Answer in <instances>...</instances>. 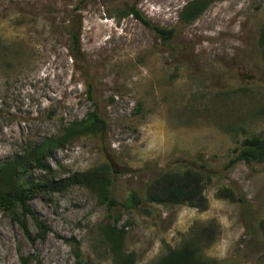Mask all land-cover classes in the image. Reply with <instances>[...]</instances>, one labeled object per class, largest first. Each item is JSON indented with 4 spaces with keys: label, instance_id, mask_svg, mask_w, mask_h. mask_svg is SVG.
<instances>
[{
    "label": "rangeland",
    "instance_id": "374dc122",
    "mask_svg": "<svg viewBox=\"0 0 264 264\" xmlns=\"http://www.w3.org/2000/svg\"><path fill=\"white\" fill-rule=\"evenodd\" d=\"M188 1L0 0V165L94 109L108 122L104 133L52 149L51 174L33 163L19 171L25 182L64 185L31 201L51 228L43 240L33 219L34 241L0 210V264H77L75 242L86 260L113 264L100 234L112 196L136 264H157L190 239L218 264H264V165L228 168L245 138L264 136V0L215 1L184 23ZM135 3L175 29L173 39L123 15ZM72 19L81 29L77 62L68 50ZM189 167L202 172L190 173L193 196L152 199L157 179L188 177ZM133 192L140 203L129 202Z\"/></svg>",
    "mask_w": 264,
    "mask_h": 264
},
{
    "label": "trees",
    "instance_id": "16d2710c",
    "mask_svg": "<svg viewBox=\"0 0 264 264\" xmlns=\"http://www.w3.org/2000/svg\"><path fill=\"white\" fill-rule=\"evenodd\" d=\"M85 1L81 0L82 3H85ZM215 1L219 0L188 1L180 13L181 21L184 23L193 22ZM82 7V5H79L78 9ZM123 15L133 16L146 27L152 29L164 41L173 39L175 35V29L162 27L147 18L138 8L137 3L128 5L123 10ZM69 36V55L74 62H77L82 52L81 29L78 26V22L74 19L69 22ZM258 44L264 58V24L260 28ZM92 87V83L87 84V95L93 101V104L97 106L93 97ZM107 126L108 122L99 113L98 108L94 109L87 114L85 119L63 124L58 136L47 138L24 153L22 157H15L5 164L0 165V210L8 213L18 222L28 239L34 241L28 224L30 218L33 219L38 229L36 239H45L51 231L50 226L33 209L31 201L40 193L61 190L64 182H56L54 179L40 181L38 183L31 181L25 182L20 178L19 171H24L29 164L33 163L47 174H51L52 168L47 158L52 149L64 146L86 134L104 133L107 130ZM238 162H244L247 165H264V136L245 138L240 146L234 149V157L230 160L228 168ZM108 168L110 169L111 165H108ZM186 171L188 177H177L173 174H166L157 179L155 183L160 188L157 193L152 195V199L158 202L180 203L184 202L190 196H193L195 191L190 173L199 176V174L202 175V172L194 167L186 168ZM103 196L107 198L105 194ZM140 201L139 195L133 192L129 202L133 204L140 203ZM115 204H117V201L113 196L110 197L107 207V217L110 221L109 223L101 225V237L112 254L113 264H136V254L133 252L129 253L125 249L126 234L124 228H120L118 226V219L113 218L111 215L112 207ZM201 252V248L193 239L185 240L177 248L169 249L168 253L157 264H218L216 260L205 259ZM73 254L77 264H93L83 257L81 248L77 242L73 245ZM29 260V257H21L22 264H28Z\"/></svg>",
    "mask_w": 264,
    "mask_h": 264
}]
</instances>
